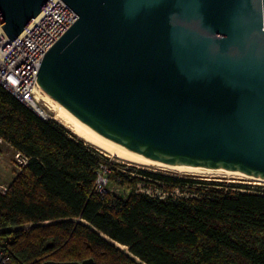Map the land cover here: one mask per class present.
<instances>
[{
    "label": "water",
    "instance_id": "obj_1",
    "mask_svg": "<svg viewBox=\"0 0 264 264\" xmlns=\"http://www.w3.org/2000/svg\"><path fill=\"white\" fill-rule=\"evenodd\" d=\"M49 1L0 0L7 36ZM64 1L32 86L133 151L264 180V0Z\"/></svg>",
    "mask_w": 264,
    "mask_h": 264
},
{
    "label": "trees",
    "instance_id": "obj_2",
    "mask_svg": "<svg viewBox=\"0 0 264 264\" xmlns=\"http://www.w3.org/2000/svg\"><path fill=\"white\" fill-rule=\"evenodd\" d=\"M0 134L29 158L0 191V240L14 264L90 257L94 264H264L261 189L139 169L160 181L169 193L161 197L137 187L142 177L128 179L108 164V186L125 196L110 186L100 193L94 188L105 156L2 84ZM127 184L130 192L121 190ZM177 187L187 194L174 195Z\"/></svg>",
    "mask_w": 264,
    "mask_h": 264
},
{
    "label": "built area",
    "instance_id": "obj_3",
    "mask_svg": "<svg viewBox=\"0 0 264 264\" xmlns=\"http://www.w3.org/2000/svg\"><path fill=\"white\" fill-rule=\"evenodd\" d=\"M77 17L74 9L64 0H50L14 39L7 36L0 21V84L32 110L31 102L42 104L37 100L36 88L32 85L43 57ZM3 141L6 140L0 134V142ZM15 151L18 163L25 165L28 156ZM97 172L94 189L105 194L110 172L108 164L102 163ZM7 189L8 185L0 186L2 192ZM5 243V240H0V264H14Z\"/></svg>",
    "mask_w": 264,
    "mask_h": 264
},
{
    "label": "rangeland",
    "instance_id": "obj_4",
    "mask_svg": "<svg viewBox=\"0 0 264 264\" xmlns=\"http://www.w3.org/2000/svg\"><path fill=\"white\" fill-rule=\"evenodd\" d=\"M31 108V107H30ZM40 113H42L45 117L49 118L47 120H53L57 124L65 127L68 130V133L70 136L75 137L76 139H80L84 142L86 146H89L97 152L98 154H101L103 158V161L107 162L105 164H109V166H116L117 170L123 172L125 175H127L131 179L133 176H140L143 178L142 181L137 185L139 189L143 192L149 193L150 195H158L161 197H166L169 193L167 191H164L162 188L156 186V182H160L158 179L150 176V175H144L138 172L139 169L147 170L151 172H160L162 174L166 175H177V176H183L186 178H192L197 181H225V182H235L239 184H247L253 188L261 189L264 191V180L261 179H255V178H249L242 175H224V174H180L169 170H164L152 166H144L141 164H135L132 162L125 161L123 159H120L116 156L107 154L105 151H103L100 148H97L96 146L88 143L84 139L80 138L77 134H75L71 129L63 125L59 120H56L54 118V114L49 111L46 107H40ZM35 112V111H34ZM36 113V112H35ZM37 114V113H36ZM15 149L6 141L0 142V186L1 185H9L10 182L15 178L17 173L23 168L21 164L18 163L17 157L15 156ZM120 179L123 180L122 176ZM110 182V180L108 181ZM108 182L106 186H108ZM112 182V181H111ZM127 182V181H126ZM109 186L111 187L112 191L116 194L124 195L122 191L117 192V188L113 185V183H110ZM108 186V187H109ZM124 188L121 190L126 189V191L130 192V185L123 186ZM174 195H183L187 194V190H183L179 187L173 190L172 192ZM49 222V221H47ZM46 222V223H47ZM31 224L25 223L21 227L28 228ZM107 237V236H106ZM108 238V237H107ZM114 242V241H113ZM118 247H120L123 251L130 254L131 256L135 257L128 249V247L124 244H120L119 242H114ZM119 243V244H118ZM137 261L142 262L139 258L135 257ZM143 264H146L145 262H142Z\"/></svg>",
    "mask_w": 264,
    "mask_h": 264
},
{
    "label": "bare ground",
    "instance_id": "obj_5",
    "mask_svg": "<svg viewBox=\"0 0 264 264\" xmlns=\"http://www.w3.org/2000/svg\"><path fill=\"white\" fill-rule=\"evenodd\" d=\"M37 100L41 101L40 104L38 101L31 102L32 108L41 116H44L40 113V107H46L49 111L54 114V118L59 120L63 125L71 129L75 134L80 138L84 139L88 143L96 146L97 148L102 149L107 154L116 156L120 159H123L128 162L135 164H141L144 166H152L164 170L173 171L180 174H224V175H242L249 178H255L251 175H247L234 170H222V169H207V168H197V167H184V166H175L171 164L164 163L160 160L153 159L144 154L133 151L107 137L100 134L90 126L86 125L70 112L56 103L47 95L43 94L36 89ZM45 117V116H44ZM47 118V117H46ZM49 119V118H47ZM263 180V179H261ZM119 244V243H118Z\"/></svg>",
    "mask_w": 264,
    "mask_h": 264
}]
</instances>
